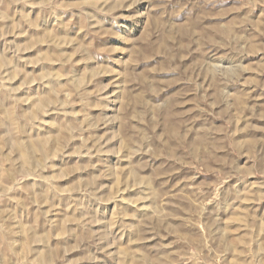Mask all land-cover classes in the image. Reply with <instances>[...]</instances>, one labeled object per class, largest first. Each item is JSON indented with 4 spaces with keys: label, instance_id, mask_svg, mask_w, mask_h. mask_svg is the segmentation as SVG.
Instances as JSON below:
<instances>
[{
    "label": "rangeland",
    "instance_id": "1",
    "mask_svg": "<svg viewBox=\"0 0 264 264\" xmlns=\"http://www.w3.org/2000/svg\"><path fill=\"white\" fill-rule=\"evenodd\" d=\"M0 264H264V0H0Z\"/></svg>",
    "mask_w": 264,
    "mask_h": 264
}]
</instances>
